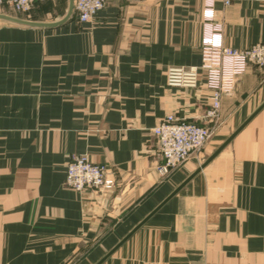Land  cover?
Listing matches in <instances>:
<instances>
[{
	"label": "crops",
	"instance_id": "obj_1",
	"mask_svg": "<svg viewBox=\"0 0 264 264\" xmlns=\"http://www.w3.org/2000/svg\"><path fill=\"white\" fill-rule=\"evenodd\" d=\"M41 5L30 18L52 23ZM214 29L230 49L264 45V0H109L50 28L0 19V264H264V107L212 157L264 103V69L221 98L202 154L158 173L152 129L167 115L206 125L211 103L202 78L169 88L166 71L199 66ZM71 155L105 165L113 188L66 187Z\"/></svg>",
	"mask_w": 264,
	"mask_h": 264
},
{
	"label": "built area",
	"instance_id": "obj_2",
	"mask_svg": "<svg viewBox=\"0 0 264 264\" xmlns=\"http://www.w3.org/2000/svg\"><path fill=\"white\" fill-rule=\"evenodd\" d=\"M48 0H0L14 13L29 18L35 3ZM232 0H222L228 5ZM109 0H74L73 12L79 23L90 22ZM211 5L203 12L206 20L213 18ZM200 65L189 68H169L166 72L168 87L192 90L200 85L211 93L210 108L205 119L217 120L220 99L232 93L235 80L242 76L249 66L264 67V45L257 44L244 50L230 49L222 45L220 29L204 36L200 43ZM157 144L162 165L158 173L165 175L181 166L194 153L200 151L209 140L212 131L195 123L167 115L151 131ZM108 168L91 163L85 155H71L65 167V185L69 189L84 191H109L113 188L108 178Z\"/></svg>",
	"mask_w": 264,
	"mask_h": 264
},
{
	"label": "rangeland",
	"instance_id": "obj_3",
	"mask_svg": "<svg viewBox=\"0 0 264 264\" xmlns=\"http://www.w3.org/2000/svg\"><path fill=\"white\" fill-rule=\"evenodd\" d=\"M74 1V0H73ZM40 3H42V5L40 6V8L41 9H43L44 11L45 10H47V11H52L53 12V14H52V16H53V20L54 19H62L63 17H64V15H65V13H66V10H67V6H66V1H63V5H62V7H61V9L60 8H58V7H56V5H57V3H56V0H48V1H44V2H40ZM36 4V3H35ZM34 4V5H35ZM34 7V6H33ZM32 10H33V8H32ZM31 10V11H32ZM59 11V12H58ZM55 12H56V14H55ZM13 14H14V16H16V18H19V19H23V20H29V21H32V20H34L33 18V16H32V18H30L31 17V12H30V16H29V18H27L26 16H24V15H20V14H16V13H14L13 12ZM74 16V12H73V5H72V13H71V15H70V17H73ZM76 16V15H75ZM52 19H50V22H53V20ZM249 67H255V66H249ZM248 67V68H249ZM170 68H174V67H170ZM176 68H180V67H176ZM181 68H189V67H181ZM256 68H258V67H256ZM169 69V68H168ZM167 69V70H168ZM258 69H264V67H261V68H258ZM167 72V71H166ZM245 74V73H244ZM243 74V75H244ZM165 78H166V74H165ZM166 86H167V83H166ZM168 87V86H167ZM169 88H171V87H169ZM175 89H177V88H175ZM181 90H183V89H181ZM192 90H194V89H192ZM225 97V96H224ZM221 100V99H220ZM210 108V105H209V107L207 108V109H209ZM220 108V107H219ZM206 109V110H207ZM206 110H205V112H206ZM205 114V113H204ZM204 116V115H203ZM163 119V118H162ZM178 119V118H177ZM206 121H208V123L205 125V124H203L205 127H207V128H209L211 131H212V129H211V127L210 126H208V124L209 123H215L217 120H209V119H205ZM184 121H186V120H184ZM188 122V121H187ZM190 123H192V122H190ZM203 125H201V126H203ZM218 126H220L219 125V123L217 124V127ZM222 126H220L217 130L215 129V131L213 132L212 131V134H211V136H210V138H209V140L207 141V143L202 147V149L200 150V151H198V152H196V153H194V154H192L191 156H194V155H200V154H202V152H203V150L205 149V147L209 144V142L215 137V134L216 133H221V131H219V129L221 128ZM217 134V135H218ZM219 135H221V134H219ZM222 138V137H221ZM190 156V157H191ZM189 159V158H188ZM187 159V160H188ZM185 163V162H184ZM183 163V164H184Z\"/></svg>",
	"mask_w": 264,
	"mask_h": 264
},
{
	"label": "water",
	"instance_id": "obj_4",
	"mask_svg": "<svg viewBox=\"0 0 264 264\" xmlns=\"http://www.w3.org/2000/svg\"><path fill=\"white\" fill-rule=\"evenodd\" d=\"M72 5H73V0H69L68 4V10L65 14V16L57 21H54L52 23H40V22H33L29 20H23V19H18L14 18L8 15H1L0 14V19L18 24V25H23V26H29V27H38V28H50V27H56L64 23L71 15L72 13ZM264 107V103L223 143V145L212 155L214 157L220 150H222L233 138L234 136Z\"/></svg>",
	"mask_w": 264,
	"mask_h": 264
}]
</instances>
